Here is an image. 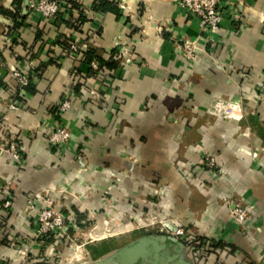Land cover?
<instances>
[{
	"label": "crops",
	"instance_id": "obj_1",
	"mask_svg": "<svg viewBox=\"0 0 264 264\" xmlns=\"http://www.w3.org/2000/svg\"><path fill=\"white\" fill-rule=\"evenodd\" d=\"M32 1L0 0V204L11 201L0 214V257L22 264L10 238L37 233L35 193L69 218L84 206L99 220H130L166 188L197 237L194 251L177 238L185 249L169 264H264V102L255 100L264 93V0H224L216 41L172 0H105L118 14L95 9L98 0H61L49 18ZM183 39L200 48L195 60ZM91 47L120 66L85 63ZM14 68L32 76L34 91ZM56 120L71 135L61 147L49 140ZM238 201L249 214L243 227L230 215ZM85 244L92 261L106 255L93 258Z\"/></svg>",
	"mask_w": 264,
	"mask_h": 264
},
{
	"label": "rangeland",
	"instance_id": "obj_2",
	"mask_svg": "<svg viewBox=\"0 0 264 264\" xmlns=\"http://www.w3.org/2000/svg\"><path fill=\"white\" fill-rule=\"evenodd\" d=\"M255 100L264 102V93H262L259 98L255 97ZM152 192L155 200L152 199L149 202L147 200L148 204L140 207L136 205L135 208L138 209L140 213L137 216L133 215V218L130 220L115 219L112 215H107L105 220H99L97 209L95 211L89 210L84 206H80L76 211L74 210V216L69 218L62 211V208L59 207V204L53 200L54 209L66 216V220H68V223H65L66 228H60L62 234L59 235L58 238L54 237L56 233L43 236L39 235L38 224L34 217L37 233L33 238L25 237L24 235L20 236L19 234L10 238L12 246L10 245L9 247L16 253V258L12 259V261H17L19 257H23L22 264H79L87 260L92 261L84 248L85 243L89 242L91 244H96L104 240H112V242H110V251L112 252L140 237V233L143 231H154L153 234L149 235L161 234L168 236V233H172L173 230L165 227L164 224L174 222V224L169 225L172 229H175L176 225L179 224L184 227L181 218L173 213L174 205L168 203V200H166H171L168 190H166V197L158 191L154 190ZM144 193L143 191V194ZM5 203L6 201L0 204V214L2 211H7L11 207V205L5 206ZM235 204L244 206L241 201ZM28 208L30 212H35L36 214V209H31L29 206ZM105 208L110 210L114 207L112 205H106ZM131 208L132 207L129 205L126 206L129 214L131 213ZM134 211L136 212V210ZM69 223H71L72 226L71 232L69 231ZM76 223L80 224V227H76ZM196 238L197 237H195V239ZM1 240L3 241L4 238L2 237ZM20 242L24 244V247L20 245ZM191 246L192 245L189 247L194 251L195 249L193 248H195V246H192L193 248ZM0 264H8V262L5 261L3 257H0Z\"/></svg>",
	"mask_w": 264,
	"mask_h": 264
},
{
	"label": "built area",
	"instance_id": "obj_3",
	"mask_svg": "<svg viewBox=\"0 0 264 264\" xmlns=\"http://www.w3.org/2000/svg\"><path fill=\"white\" fill-rule=\"evenodd\" d=\"M173 2L178 3L184 8V10L193 18H197L201 24L202 32L205 36L209 37L210 40L216 41V36L219 34L222 28L225 27L226 10L223 8L222 4L224 0H172ZM62 1L61 0H34L30 6L38 11L44 17H53L61 9ZM230 20L236 19L237 14L234 15L233 12L229 13ZM183 55L189 60H195L197 57L196 51L200 49L196 42L183 39ZM69 49L73 51L80 50L81 48L74 43L69 44ZM126 57V54H124ZM130 59L126 58L122 60V64H127ZM97 68L96 64H93ZM13 76L18 80L20 86H27L30 82V76L28 74H23L20 71L13 69ZM70 100H65L57 107L58 114L63 113L64 111L70 108ZM234 107V104H233ZM52 127L50 132L49 140L54 145L59 147L66 145L70 141V132L68 128L59 121H54L51 125ZM13 156L14 160L17 162L21 161V153L18 146L15 143H10L8 148ZM254 155H257V152H253ZM206 160L209 162L210 166L215 165V159L213 156L209 155L206 157ZM161 189V190H159ZM155 191L167 196L166 188H159ZM167 202L170 203L169 199ZM229 202V200H228ZM11 201L8 200L5 203V206H10ZM28 206L31 209H36L35 221L38 224V233L39 235H48L53 234L55 238H58L62 233L60 228L65 227L66 216L59 213L54 209V201L48 196L47 193H35L28 199ZM166 206V205H165ZM248 211L243 205L235 204L231 210V217L238 226H245L248 220ZM170 224L174 222L164 224L165 227L173 230L172 233H168V236H174L183 240L187 245H191L190 242H195V236L192 233H189L183 226L176 225L175 229L170 228Z\"/></svg>",
	"mask_w": 264,
	"mask_h": 264
},
{
	"label": "water",
	"instance_id": "obj_4",
	"mask_svg": "<svg viewBox=\"0 0 264 264\" xmlns=\"http://www.w3.org/2000/svg\"><path fill=\"white\" fill-rule=\"evenodd\" d=\"M185 245L174 236L142 235L104 257L80 264H169Z\"/></svg>",
	"mask_w": 264,
	"mask_h": 264
},
{
	"label": "trees",
	"instance_id": "obj_5",
	"mask_svg": "<svg viewBox=\"0 0 264 264\" xmlns=\"http://www.w3.org/2000/svg\"><path fill=\"white\" fill-rule=\"evenodd\" d=\"M95 9H97V10L101 9L102 11H106V12L111 11V12L118 14L117 6L113 5L112 3L105 1V0H98V3L95 5ZM59 12L57 14H59ZM83 20H85V17L81 16L80 21L82 22ZM65 38L67 39L68 36L66 35ZM93 60L97 61L100 68H107L108 70H114L118 66H120V61L113 59V58H111L109 60H104L100 55L97 54V50L94 47H91L85 53L84 62L90 64ZM31 85H32V76H30V82L27 86H25V88L27 90L34 91L31 88ZM153 233H154V231H150V232H144L143 231L140 233V235L141 236L142 235H149V234H153ZM110 242H112V240H104V241H101V242L96 243V244H89L88 245V251L90 252V254L93 258H98L102 255H105V254L111 252L110 251L111 250L110 249L111 248ZM196 242H197V240L195 242H192L193 244L191 243V245L196 247L197 246Z\"/></svg>",
	"mask_w": 264,
	"mask_h": 264
}]
</instances>
